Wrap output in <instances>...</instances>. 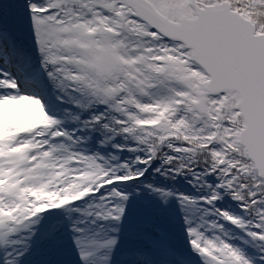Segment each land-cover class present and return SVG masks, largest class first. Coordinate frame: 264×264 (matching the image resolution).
<instances>
[{
    "label": "snow or ice",
    "instance_id": "obj_1",
    "mask_svg": "<svg viewBox=\"0 0 264 264\" xmlns=\"http://www.w3.org/2000/svg\"><path fill=\"white\" fill-rule=\"evenodd\" d=\"M0 264H264V0H0Z\"/></svg>",
    "mask_w": 264,
    "mask_h": 264
}]
</instances>
